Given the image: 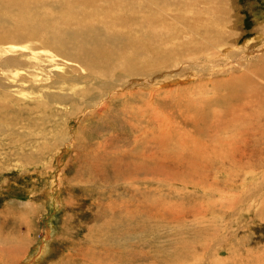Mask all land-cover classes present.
Instances as JSON below:
<instances>
[{"label": "rangeland", "instance_id": "374dc122", "mask_svg": "<svg viewBox=\"0 0 264 264\" xmlns=\"http://www.w3.org/2000/svg\"><path fill=\"white\" fill-rule=\"evenodd\" d=\"M226 2L231 9L217 8L218 17L226 12L232 23L220 34L227 42L238 32L240 42L237 57L227 55L233 65L260 58L250 68L264 81V0ZM195 4L0 0V46L47 51L60 64L32 82L50 85L44 93L29 78L18 82L24 90L0 85V224L13 220L1 231L7 264H264V85L255 86L259 105L234 113L236 129L225 127L233 113L220 114L225 129L202 134L218 100L219 111L231 105L222 94L230 76H212L199 61L210 5L202 2L199 16ZM98 37L101 58L125 49L118 61L68 60L75 44L97 52ZM90 240L103 262L82 256Z\"/></svg>", "mask_w": 264, "mask_h": 264}, {"label": "bare ground", "instance_id": "6f19581e", "mask_svg": "<svg viewBox=\"0 0 264 264\" xmlns=\"http://www.w3.org/2000/svg\"><path fill=\"white\" fill-rule=\"evenodd\" d=\"M221 1H223V0H205V1L197 0L198 5L195 4L196 7H199L198 8L199 9V13L197 14L199 16L201 15V7H202L201 3L205 2V4L207 3L208 5H210V6H207L208 8L203 12V13L206 14V20L205 21H201L203 24L206 23V22L208 23V29H204V32H201V34H198V37L200 39L201 38L204 39V41H205L204 49L202 50V52L200 53V56H199L200 57L199 61L202 62V66L210 67V74L212 76H217V75H220V74L221 75H226L227 74L228 76H230V80L227 81L222 86V92H223L222 94H224L226 96V98L231 103V105H225V106L222 107L223 109L221 108L222 110L219 111V107H218V105L220 103V99H219L218 100V104H217L216 109H215V114H218V116H216V118L214 120H210V118H209L208 122L204 125V129H203V133L202 134H205V133H220L223 129H225L226 126H228V127L232 126L233 129H236L238 127V125L236 124V118H234V117H236V116L238 117V115L234 114V113H237V112L239 113L240 111H244V109H247V108L252 110L254 108V106L259 105V102H260L259 101V95H258V92L255 89V86L256 85L257 86L264 85V81H261L259 78H256L257 75L254 74V71H251V68H250V66L256 60H258L260 58H258V59H257V57L253 58V57H255V56H253V57H250V58H246L245 61L236 62L233 65L232 64L233 61L230 59V57H228V55H229L228 53H233V55L235 54L234 56L237 55L236 53H238V51L234 50L233 47L238 45L240 42L238 41L239 39H237L238 32H236L234 37H233L232 34H230L227 42H225L226 39L223 37V35L220 34L222 31L223 32H229L230 31V27L228 25H230L232 23L231 18L226 16V12H223V15L225 14V19L223 21L220 20V18L218 17L217 8L220 9L221 7H223V8H225V10H226V8H227V10L231 9L230 5L226 2L227 0H224L223 3H218V2H221ZM213 25H214V27H213ZM95 31H97L96 28H95ZM105 33H107V32H105ZM105 33H104L103 37L102 36H99V37L105 38V36H106ZM99 37L97 38V41L94 40L98 44V47H96V49L98 48L97 52L96 51H94V52L91 51V53H89V51L87 52L85 50L86 48H84L85 46H83L87 42L82 43L83 44L82 46L79 45V44H75V45H72V47L74 49V56H73V58L68 59V60L74 62L78 66L81 65V60L84 59L83 55H88V56L94 55L95 57L97 55L96 59L94 61L93 60L89 61L87 66L91 65V64L100 65L101 63L110 64L112 61H115V60L118 61L121 58L120 55H118V54L125 52V49L122 50V48L120 47V48H118V53L117 54L112 55V53H109L108 54L109 56H107L105 58H101L104 55L103 52L106 49V44H105V40L100 42L101 38H99ZM92 38H94V37H92ZM82 40H83V38L81 39V42H82ZM83 41H85V40H83ZM90 42H91V40H90ZM261 42H263L262 39H261ZM255 43H257V42H255ZM90 44H94V43H90ZM244 44H245V42H244ZM189 45H191V44L183 43L181 52H188L189 48H190ZM95 46H96V44H95ZM123 46L125 48L126 44H123ZM252 47H253V45H252ZM241 48H242V46H241ZM245 48H244V50H246ZM132 49H133V47H131V45H128V50H132ZM242 54H243V52H242ZM225 57L228 59L227 61L225 60ZM128 62H129V60L127 61V63ZM55 64H56V68L60 67L59 62L56 61V56L54 54L48 53L47 51H42V53L37 54L33 50H31V49H29V48H27L25 46L13 45V44H6L5 46H0V85L4 86L5 85L4 82H7L9 85H12V86L18 85L21 90H24V86L19 85L18 82L19 81H25L27 78H29V81H31V83L29 85H30L31 88H33L35 86V84H33L32 82L40 83V82H45V81L48 80L49 74H52V72L50 70L54 69L53 67L55 66ZM83 65H84V63H83ZM7 66H9V67H7ZM20 71H23V72L25 71L26 74H24V73L22 74V72H20ZM229 72H231V74H229ZM257 73L260 74L263 77V79H264V68L263 69L262 68L259 69L257 71ZM59 82H61V84H62L61 86H63V84H65V83H62L63 81L61 79H60ZM38 87L40 89L42 87H47L48 88V87H50V85H39V86L36 87V90L38 89ZM39 92L44 93L43 89H41ZM39 92H37V93L39 94ZM250 101L256 102L255 104L253 103L254 106H249L250 103H248V102H250ZM253 104H251V105H253ZM203 108H204V106H202V105L195 106L193 108L194 109L193 113H196L197 111H199V110H201ZM230 113L231 114L233 113L232 114L233 116L231 118H229L228 120H226V122L228 121V124H226L225 127H224V125H223L224 121L220 118V114L225 116L226 114H230ZM241 114H243V113H241ZM251 114H248V111H247V115H251ZM239 122H240V120H239ZM241 123H242V121H241ZM244 126H245V124H244ZM244 126H242V127L244 128ZM246 126H245V128H246ZM121 181L124 182V184L125 183L127 184L128 182H132V181H136V180H121ZM140 182H141V180H140ZM173 183H175V182H173ZM129 184H131V183H129ZM53 201H54L53 205H55V209L58 210L59 209L58 208L59 207V201L58 200L57 201L53 200ZM122 209H123V211H125L127 209L125 204L123 205ZM116 213H117V211H116ZM124 215L126 216V213ZM118 217H120V216H118ZM118 217H116V218H118ZM116 218H114V220ZM126 219L124 220L125 223H126ZM12 221L13 220L11 219L10 222H12ZM1 222H2V224H0V250L4 251V261L1 260V257H0V264H7L6 262L8 261V258H7V256H5V252H6L7 248L5 249V245H4V242H6L7 237L6 236H2V232L1 231H2V229L6 228L5 226L8 225V223H10V222L9 221H5V220H1ZM63 222H64V219H63ZM123 224L124 223H122V226H123ZM126 225H128V224H126ZM67 230H68V228H67ZM121 231H122V229H121ZM126 234H128V233H126ZM88 243H89V245H87L84 248V254L82 256H84L85 259L86 258L87 259H91V261H93V262L96 261V260H98L100 262H103V261H101L98 258V257H101V256L97 257L95 255V253L93 252L94 249L96 247H98L97 243L95 241L93 242L91 240ZM47 245L45 246L46 247L45 250H43V252H42L44 256L48 253ZM254 256H256V255H254ZM23 258L24 257H22L19 262H21L23 260ZM49 259H50V257H49ZM107 259H108V257H107ZM260 260H261V258H260ZM82 262H83V260H82ZM57 264H60V262L57 263Z\"/></svg>", "mask_w": 264, "mask_h": 264}]
</instances>
